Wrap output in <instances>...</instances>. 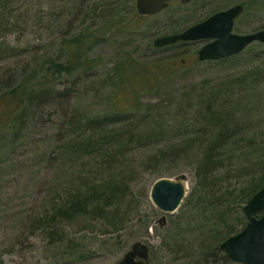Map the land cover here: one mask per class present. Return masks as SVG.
I'll return each instance as SVG.
<instances>
[{
    "label": "rangeland",
    "instance_id": "374dc122",
    "mask_svg": "<svg viewBox=\"0 0 264 264\" xmlns=\"http://www.w3.org/2000/svg\"><path fill=\"white\" fill-rule=\"evenodd\" d=\"M135 3L0 0V264H118L136 241L149 245V264H244L217 254L215 262L204 263L196 250L199 239L215 234L213 228L222 232L241 218L246 222L247 202L240 196L264 174V43L253 41L222 62L198 59L197 50L208 39L178 41L154 52L148 46L239 3L244 9L233 32L262 29L264 0H171L154 15L138 14ZM80 31L91 33L84 60L95 66L58 78L56 70L74 58L68 46ZM124 57L150 67L120 80L115 70ZM45 63H52L54 91L13 140L1 122L5 92L34 65H40L41 77ZM56 89L68 90L58 96ZM207 109L228 110L239 120L236 140L217 152L239 158L243 170L228 171L223 181L225 172L217 175L220 201L214 207L164 214L150 199L151 184L185 173L191 189L192 162L214 133ZM67 123L80 126L81 137L93 147L69 153L74 142L66 138ZM107 183L116 186L118 198L104 189ZM86 188V209L58 210L69 204V195ZM115 211L118 219L109 224ZM163 214L166 223L160 225ZM243 226L236 225V232Z\"/></svg>",
    "mask_w": 264,
    "mask_h": 264
},
{
    "label": "trees",
    "instance_id": "16d2710c",
    "mask_svg": "<svg viewBox=\"0 0 264 264\" xmlns=\"http://www.w3.org/2000/svg\"><path fill=\"white\" fill-rule=\"evenodd\" d=\"M133 13L135 15H133L132 18L137 16L135 10L133 11ZM120 29L121 30L127 29L126 25L120 27ZM81 31L79 37L76 40L75 39L73 40L74 43L73 44L71 43L70 46H68L69 49L67 53L68 55H73L74 58L67 64V68L56 70L55 73H58L57 76L58 78L61 77V73H65L66 71H70V70L83 71V69L85 70H87L86 68L92 69L95 66L89 64L86 65V62L84 60V53L86 52L84 50V43H86L89 40V35L91 37V33H87L86 31L84 32ZM132 32H135V29H133ZM173 45L172 44L167 45L163 48ZM148 48L153 52L154 50L158 51L160 49L158 47H155L153 42L149 44ZM234 57L235 55L225 57L215 62H222ZM45 64L47 66L45 69L46 73H43L41 77L37 78L38 73L40 71L39 70L40 65L39 66L34 65V68L33 67L29 68V71L25 75L27 76L26 78L19 80L18 83H13V85L11 86V90L5 92L8 93V99H6V110H5L6 116H4L1 122L5 123L6 121V123L4 124V129L5 132H9V135L6 136L7 137L10 136V138L13 140H16L17 138L21 137L22 132L26 130L27 125L40 115V109H39L40 106H43V103L46 102L48 99H50L51 94L54 91L50 87V83H49L50 80V82H52L54 85V81H53L54 76L52 73H48L52 63H45ZM151 64L152 63L150 62V65ZM149 67H150L149 64H143V63L137 64L136 62H131V59H128V57H124L122 62L120 63V66L115 70V73L118 76V78L122 80L123 78L132 74L133 71H135L136 69H139L143 73L144 71H147ZM67 90L68 89L63 91H58L56 89L55 92L57 93L58 96L63 94L66 95ZM202 98L203 97L201 96L199 100L200 104L201 101L203 100ZM206 111L207 112L205 115V119L207 121V124L210 125L212 129H214V133L212 137L207 141L201 153L198 154L192 162L194 181L191 189L188 191L187 195L183 200V204L180 205L182 209H184L185 207H190L193 209L195 207H201V206L208 208L214 207L216 201H220V200H216V197L218 196L216 189L218 188V186L216 188L217 183L215 178L217 177V175L225 172L221 180L223 181L224 179H229V175L226 177V174L227 173L229 174L228 171L235 170L237 172H240V170L241 171L243 170V165H239L238 162L239 158L236 159L234 156L232 157L233 158L232 159L222 153L219 154V152H217V150H219L220 148L227 147L229 144L231 145L232 144L231 141L236 140L239 130L242 129L241 127L238 126L239 120L233 118L235 114L230 113V111L228 110L225 112V111H221V109L220 110L207 109ZM117 113L118 115H123L121 111ZM179 113H182V110H180ZM196 115H198V111ZM80 129L81 127L75 123L72 124L67 123V131H65L66 132L65 134L67 135L66 138L70 139V142H74L73 145L68 146L69 153H73L75 151H78L79 149L86 150L90 147H93L94 145L89 140L85 141L81 137V134L78 131ZM2 147L3 146H0V152L2 151ZM234 159H236L235 161L237 163L234 162ZM242 164H244V162ZM233 165L235 166V168L233 167ZM220 170L223 171L221 172ZM218 171L220 172L217 173ZM263 184H264V174L262 175L261 180L259 182L253 184L252 186H249L247 192L241 194L242 196H240L241 199L240 202H247L261 188ZM104 189L109 190V193L111 194L112 197L118 198V194L116 192L118 189L116 188L115 185L107 183L104 185ZM88 190H89L88 188L76 190L72 195H69L71 197L69 199V204L64 203L62 207H60L58 210L69 208L71 212H73L76 211L77 209L78 210L86 209L87 201L89 200L88 192H87ZM103 198L108 200L107 196H103ZM262 212L263 211H258L256 212V215L259 216ZM78 213H79L78 215H80V212ZM117 214H119L117 213V211L112 212L110 214L109 224L114 225L116 223V220L118 219ZM225 216H226L225 212L220 213L219 219L221 222H224ZM50 221L56 223L57 220L52 219ZM238 223L239 224L226 225V228L223 229L222 232H217L216 228H213V230H215V234L213 232V234L207 239L204 237L199 239L198 248L197 250L195 249L198 259H200L204 263L206 262L212 263L215 262V254H217L218 256L224 259L228 258L226 252L220 247V243L230 235L238 232V231L236 232V225L243 224L245 226L246 224V222H244L242 218L239 219ZM205 232L202 235H205ZM216 233H220V234H216Z\"/></svg>",
    "mask_w": 264,
    "mask_h": 264
},
{
    "label": "water",
    "instance_id": "95a60500",
    "mask_svg": "<svg viewBox=\"0 0 264 264\" xmlns=\"http://www.w3.org/2000/svg\"><path fill=\"white\" fill-rule=\"evenodd\" d=\"M170 0H136V11L140 15H153L168 6ZM185 3L188 0H180ZM242 5L214 12L206 19L192 24L184 30L159 36L154 39L155 47L174 44L177 41L212 39L197 51L199 60H218L244 50L251 42L264 43V28L239 34L232 31L234 19L241 13ZM187 176L180 173L176 177H160L150 187L152 203L164 214L176 211L188 192ZM263 210L262 214L256 212ZM245 226L220 243V247L232 260L244 264H264V184L243 206ZM161 215L157 223H166ZM149 245L136 241L124 253L118 264H149Z\"/></svg>",
    "mask_w": 264,
    "mask_h": 264
},
{
    "label": "flooded vegetation",
    "instance_id": "af4514ba",
    "mask_svg": "<svg viewBox=\"0 0 264 264\" xmlns=\"http://www.w3.org/2000/svg\"><path fill=\"white\" fill-rule=\"evenodd\" d=\"M189 1H191V0H188L187 2H189ZM186 2V3H187ZM239 4H241V3H239ZM236 5V4H235ZM242 5V7H243V9H244V5L243 4H241ZM225 9H227V8H225ZM220 10H223V9H220ZM217 11H219V10H217ZM214 12H216V11H214ZM213 12V13H214ZM207 18V17H206ZM203 20V19H202ZM201 21V20H200ZM196 23V22H195ZM210 40H212V39H208V40H206L202 45H204L205 43H207V42H209ZM184 60H181V63L183 62Z\"/></svg>",
    "mask_w": 264,
    "mask_h": 264
}]
</instances>
